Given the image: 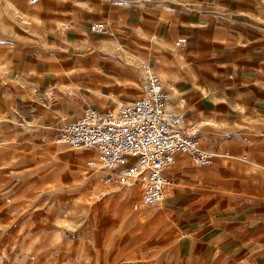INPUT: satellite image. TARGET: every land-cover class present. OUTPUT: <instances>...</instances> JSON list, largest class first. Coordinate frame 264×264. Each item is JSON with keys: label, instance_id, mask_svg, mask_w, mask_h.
Returning <instances> with one entry per match:
<instances>
[{"label": "crops", "instance_id": "crops-1", "mask_svg": "<svg viewBox=\"0 0 264 264\" xmlns=\"http://www.w3.org/2000/svg\"><path fill=\"white\" fill-rule=\"evenodd\" d=\"M69 12L46 42L3 59L5 134L59 139L87 107L143 97L149 64L169 109L204 122L201 145L216 154L200 168L179 153L167 171L159 204L175 264H264V0H116Z\"/></svg>", "mask_w": 264, "mask_h": 264}, {"label": "rangeland", "instance_id": "rangeland-1", "mask_svg": "<svg viewBox=\"0 0 264 264\" xmlns=\"http://www.w3.org/2000/svg\"><path fill=\"white\" fill-rule=\"evenodd\" d=\"M112 1L0 0V84L5 56L46 42L69 11ZM2 123L0 154L12 153L0 169V264H175L169 217L143 204V181L106 184L101 166L94 180L97 153L80 161L70 153L90 151L59 139L16 142Z\"/></svg>", "mask_w": 264, "mask_h": 264}, {"label": "built area", "instance_id": "built-area-1", "mask_svg": "<svg viewBox=\"0 0 264 264\" xmlns=\"http://www.w3.org/2000/svg\"><path fill=\"white\" fill-rule=\"evenodd\" d=\"M92 30L101 35L111 31L105 23L93 24ZM143 73V97L108 111L87 107L61 131L59 141L74 150L95 151L106 184L131 186L143 181L142 202L155 206L165 198L167 171L177 163L179 153L200 168L212 165L216 154L201 145L204 122H189L170 110L160 77L147 63ZM88 166L95 168L94 161H88Z\"/></svg>", "mask_w": 264, "mask_h": 264}, {"label": "bare ground", "instance_id": "bare-ground-1", "mask_svg": "<svg viewBox=\"0 0 264 264\" xmlns=\"http://www.w3.org/2000/svg\"><path fill=\"white\" fill-rule=\"evenodd\" d=\"M38 27H39V25H38ZM94 153H96V152L90 151V152H83V153H77V154H75V153H70V154H71V156H73V157H75V158H77L78 160L81 161L83 158H87V157H93L94 158ZM96 164L97 163L94 161V166H95V169H96L92 173V176H93L94 180H96L98 178V173L101 170L100 168H99L100 170H98V168H97V167H100V165H98V164L96 165Z\"/></svg>", "mask_w": 264, "mask_h": 264}]
</instances>
